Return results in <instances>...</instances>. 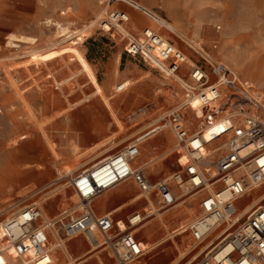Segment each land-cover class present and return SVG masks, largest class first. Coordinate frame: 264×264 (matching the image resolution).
<instances>
[{
	"label": "rangeland",
	"instance_id": "rangeland-1",
	"mask_svg": "<svg viewBox=\"0 0 264 264\" xmlns=\"http://www.w3.org/2000/svg\"><path fill=\"white\" fill-rule=\"evenodd\" d=\"M99 1L0 0V107L3 110L0 122V221L33 202L43 209L45 218L78 205L79 197L70 185L75 171L89 166L103 152L108 151L103 155L106 156L126 145L163 111L172 107L174 104L167 99L170 88L183 95L178 83L165 79L155 68L125 53L127 38L123 39L119 31H125L127 27L131 29L129 36H140L139 29L143 27L159 33L211 72L213 81L217 78L213 73L214 66L221 63L231 68L242 83L252 86L253 97L264 100V0H134L146 7L152 16L119 1L111 8L124 9L134 17L127 25L120 22L122 28H112L115 37L102 28L110 11ZM12 34L25 37V40L35 38L36 45L16 44L12 47L9 43ZM189 40L201 43L214 59L213 63L202 59L190 47ZM58 44L61 45L53 49ZM74 44L85 55L88 64L70 61L74 56L79 57ZM214 45L218 47L214 48ZM56 55L62 58L57 59ZM15 56L18 59L8 60ZM48 56L55 59L47 65ZM8 72H11V78L7 77ZM75 74L78 77L64 82ZM16 78L27 101L25 106L11 88ZM164 80L169 81V85ZM124 82H129L131 87L117 92ZM158 90L162 91L155 95ZM143 105L148 106L146 113L140 112ZM29 111L40 123L38 125L43 126L51 142L57 145L61 159L52 156L41 132H36L28 123ZM170 141L171 138L166 141L165 148L172 150V154L156 171L150 169L153 180L169 176L180 168L176 161V143L174 141L171 146ZM9 142L17 144L6 150ZM159 143L160 136L147 140L140 161L150 159L151 162L160 156L161 153L156 155L154 150ZM33 145L44 153L45 160H38L44 164L43 169L26 167L25 157L18 158L21 150ZM68 166H73L75 171L65 173L61 178V172ZM126 183L114 189L112 194L125 187H131L134 194H139L132 180ZM263 191L264 186L253 194V198ZM186 192L178 201V207L167 214L154 207L155 216L146 221V228L142 229L144 224L137 230V236L147 248L143 257L146 263L187 264L191 261L198 264L204 258L205 252L200 250L205 244H196L188 231L153 251L148 250L150 242L164 236V229L157 226L158 215L165 213L170 228L177 229L189 225L198 214V195L185 188L182 193ZM109 195L104 193L99 200ZM251 198L247 197V200ZM144 204L142 199L116 216H123ZM177 209L182 214L173 219L172 213ZM150 230L155 233L149 239L147 233ZM93 262L89 264H96ZM106 262L114 264V259L106 257Z\"/></svg>",
	"mask_w": 264,
	"mask_h": 264
},
{
	"label": "built area",
	"instance_id": "built-area-1",
	"mask_svg": "<svg viewBox=\"0 0 264 264\" xmlns=\"http://www.w3.org/2000/svg\"><path fill=\"white\" fill-rule=\"evenodd\" d=\"M119 1L152 16L134 0H103V4L108 7ZM108 16L102 28L114 37L106 23L113 28L129 22V15L113 10ZM125 31H119L127 38L125 53L178 83L183 99L129 143L75 171L70 185L80 199L77 208L45 218L43 209L33 202L0 221V264H8L9 259L14 264H57L64 246L80 236L91 250L114 259V264H136L146 255L136 230L155 216L150 204L158 211H169L188 193H182L185 188L198 195L199 208L182 232L188 231L198 245L219 235L198 264H264V191L253 198L264 186V102L245 89L231 68L213 65L217 76L213 81L211 72L198 62L189 63L188 55L159 33L144 28L140 36H129ZM196 53L208 61L203 53ZM224 85L228 90L222 96ZM123 91L121 83L117 92ZM147 110V105L140 107L142 113ZM2 114L0 107V122ZM217 126L221 129L206 137ZM164 131L175 135L180 168L153 180L149 163L136 165V160L141 145ZM130 180L145 201L142 208L120 219L113 213H98L95 200ZM52 239L56 247H51ZM67 264H81V260Z\"/></svg>",
	"mask_w": 264,
	"mask_h": 264
},
{
	"label": "bare ground",
	"instance_id": "bare-ground-1",
	"mask_svg": "<svg viewBox=\"0 0 264 264\" xmlns=\"http://www.w3.org/2000/svg\"><path fill=\"white\" fill-rule=\"evenodd\" d=\"M101 18V17H100ZM99 18V19H100ZM96 22H94V23H92V25L90 26V27H93V25L95 24ZM118 26H120V25H118ZM117 26V27H118ZM106 29H112V27L108 24V23H106V25L104 26ZM120 28H122L121 26H120ZM167 28H170L169 26H167ZM172 28V27H171ZM175 30V29H174ZM175 33V32H174ZM80 34V33H79ZM10 41H9V43L10 44H12V47H15L16 46V44H20V45H36V40H34V39H27V40H25V38H23V37H17V36H15V35H10ZM76 39H79L80 40V37H77ZM188 44L190 45V47H192L196 52L197 51H200L201 53H203L204 54V56L207 58V60L210 62V63H213V61H214V59L212 58V56L210 55V53H208L205 49H204V47L202 46V44L201 43H199V42H194V41H188ZM218 47V46H217ZM35 54V53H34ZM18 56H15V57H13V58H9L8 60L9 61H13V60H15L16 58H17ZM188 58H189V63H194V61L188 56ZM18 59V58H17ZM39 59H36V61H38ZM10 69H13V67H11ZM9 73V72H8ZM11 73V72H10ZM9 73V76H7V77H12V74H10ZM237 74V73H236ZM238 76V75H237ZM76 77H78L77 76V74H75V75H73V76H70L67 80H65L64 82H68V81H70L71 79H73V78H76ZM48 78H52V76H50V75H48ZM238 79L240 80V78H239V76H238ZM11 80V79H10ZM165 81V80H164ZM14 82H15V84L13 83V85L11 86V88L13 89V90H15V94H16V96H17V99H19L23 104H24V106H25V104L27 105V101L25 100V98L23 97V92H22V90H21V88H20V81L16 78V79H14ZM165 82H167L166 83V85H169V81H165ZM240 82H241V80H240ZM241 84L245 87V89H247L249 92H251V89L249 88V87H252V86H248V85H246V84H244V83H242L241 82ZM124 85H125V90H127V89H129L130 87H131V84H129V82H124ZM227 90H228V88H227V86L226 85H224L223 86V94H222V96H224L225 95V93L227 92ZM162 90H158L156 93H155V95H158L160 92H161ZM168 94H169V96H167V99H168V101H169V103H173V104H176V103H178V102H180V100L181 99H183V96L180 94V93H178L177 94V91L175 90V89H173V88H170L169 89V91L167 92ZM253 96V95H252ZM259 101H263L264 102V100L263 99H259V98H257ZM194 105L195 106H197L198 105V103L196 102V103H194ZM15 107H13V109H14ZM30 112V117H29V120H28V123H30L31 125H32V127L33 128H35L34 130L37 132L38 130L41 132V134H42V136H43V138H44V140L47 142V144H48V146H49V149H50V153L52 154V156L56 159V160H58V159H61V156H60V154H59V152L57 151V145L55 144V143H52L51 142V140H50V137H49V135L47 134V132L44 130V128H43V126L42 125H38V124H40V123H38L37 121H36V119L34 118V115L31 113V111H29ZM199 113H201V111L199 110L198 111V116H200L201 114H199ZM12 125L13 126H16L15 124H13L12 123ZM227 125H229V122L228 121H226V123H225V126H227ZM219 129H221V126H217V127H215L214 129H211L210 131H208L207 133H206V137H208L209 138V135L211 134H213V133H215V132H217ZM210 135V136H211ZM23 137H26V135H24ZM165 137L167 138L168 137V140H170V138H169V136L168 135H165ZM18 142V141H17ZM164 144H166V141H165V138H164ZM17 143L16 142H9L8 143V145L6 146V150H10V149H12L13 148V146H15ZM104 146V145H103ZM74 147H75V149L77 150L78 149V146L75 144L74 145ZM46 154V153H45ZM103 154V153H102ZM102 154H100L99 155V157L100 156H102ZM172 154V150H166L164 153H162L160 156H158V157H155L154 159H152L151 160V162L149 163V167H150V169L151 170H153V171H156L155 169L156 168H158V166L159 165H161L162 163V161L163 160H165L167 157H169L170 155ZM22 156H24L25 157V160L27 161L25 164H24V166H26V167H32V166H37L39 169H43L44 168V164L43 163H38V160H42V161H44L45 160V157H44V153L39 149V148H37L35 145H33V146H30V147H28V148H26L25 150H21L20 151V156L18 157V158H22ZM141 156H142V154L140 155V157L138 158L139 160H140V158H141ZM55 160V161H56ZM183 161H186V159H184ZM32 162H34V163H32ZM149 162V161H148ZM75 171V169L73 168V166L71 167V166H68V167H64V172H61V178H63V177H65V173L68 175V174H71V173H73ZM0 173H1V169H0ZM66 175V176H67ZM125 184H128V183H121V184H119L118 186H116V187H114V188H112V189H110V190H108V191H106L105 193H107V192H110V191H112V190H114V189H117L118 187H120V186H122V185H125ZM62 188H65V186H63ZM257 191H255V193H256ZM77 196V195H76ZM101 196H103V195H101ZM100 196V197H101ZM99 197V198H100ZM132 200L133 201H136V202H140V201H142V197H141V195H140V193L139 194H136L135 196H133V198H132ZM79 203H80V199H79ZM79 203H78V205H75V207H72V209H74V208H77L78 206H79ZM178 205V204H177ZM175 206V207H178V206ZM150 208H152V210H153V208L155 207L152 203L150 204ZM156 208V207H155ZM157 209V208H156ZM151 210V211H152ZM170 211V210H169ZM190 212H192L193 213V209L191 210H189ZM248 211V210H247ZM155 212V211H154ZM165 213L166 212H168V211H164ZM156 213V212H155ZM161 214V215H158V223H157V226L159 227V229H164V236L160 239V240H156V241H152V242H150L149 243V245H148V250L149 251H153L156 247H158L159 245H162V244H164L165 242H167V241H170L171 239H173L176 235H178V234H180L181 232H182V230L185 228V227H187V226H183V227H181V228H177V229H174V228H170V220L169 219H167V217H165V215L167 214ZM244 213H246V211H244L243 212V214ZM180 214H182V212H180V211H178V209L175 211V212H173L172 213V218L173 219H176ZM172 219V220H173ZM147 222H145L143 225H141V226H139L138 228H137V230L140 228V227H142L143 226V228L142 229H144V228H146V226H147V224H146ZM149 225V224H148ZM136 230V231H137ZM154 233H155V230H150V231H148V238L150 239V238H152L153 236H154ZM216 238V239H215ZM218 238H219V235L218 234H215V235H213L208 241H205V242H203V243H201V245H203V244H205V246L202 248L201 247V250H200V252H204V251H206V250H208L209 248H210V245L211 244H214L215 243V241H217L218 240ZM215 239V240H214ZM59 240V239H58ZM56 244H57V241H55V239H52V241H51V247H56ZM200 245V244H199ZM67 246L68 245H66V246H64V248H63V250L64 251H62V252H60L62 255L64 254V255H66L67 257H69V259L70 260H73L74 259V256H72V254H71V252L67 249ZM144 246V245H143ZM195 247H197V246H195ZM145 249L147 250V248L145 247ZM90 251H92V252H90L89 253V256H88V260L86 261V262H88V261H90V260H93L96 264H102V263H99L98 262V260H97V258L99 259V260H101L103 263H105V264H107L105 261H103V259H102V256H101V251H99V250H90ZM99 252L100 254L98 255V253H96V252ZM82 257V256H81ZM78 258V259H81V264H82V262H84L85 261V259H84V257H86V256H84L83 258ZM198 257V256H197ZM72 258V259H71ZM145 259L143 258V259H141L140 261H138L136 264H148V263H146L145 261H144ZM84 264H86V263H84ZM187 264H193V262H189V263H187Z\"/></svg>",
	"mask_w": 264,
	"mask_h": 264
},
{
	"label": "crops",
	"instance_id": "crops-1",
	"mask_svg": "<svg viewBox=\"0 0 264 264\" xmlns=\"http://www.w3.org/2000/svg\"><path fill=\"white\" fill-rule=\"evenodd\" d=\"M99 4L100 5H103L104 6V8H106L107 9V11L109 12V11H113V10H121V11H124V12H126L128 15H129V22L131 21V17H134L130 12H128V11H126V10H124V9H119V8H116V7H113V8H111V6H106V5H104L103 4V0H100L99 1ZM114 5V4H113ZM112 5V6H113ZM134 8V7H133ZM66 12H64V14H65ZM128 22V23H129ZM128 23H126V25L128 24ZM144 29V27L143 28H141V29H139L140 31H141V33H142V30ZM126 30V32L127 33H129L130 31L129 30H131L130 28H128L127 27V29H125ZM13 35V34H12ZM110 35V34H109ZM112 36V35H111ZM134 36V35H133ZM113 37V36H112ZM115 37V36H114ZM23 38H25V37H23ZM27 39H34V40H37V39H35V38H31V37H27ZM72 40V39H71ZM61 44H58V45H56V46H54L53 47V49H55L56 47H58V46H60ZM74 46V49H76V51L78 52V55H79V57H72V58H70V61H76L79 65H80V63H86V64H88V60H87V58L85 57V55L82 53V51L80 50V48H78L77 47V44L75 45H73ZM72 46V47H73ZM72 49V48H71ZM53 53V51L52 52H49V54H52ZM57 57V59H59V58H62L61 56H59V55H56ZM47 65H48V62H51V61H53L55 58L53 57V56H48L47 57ZM56 59V60H57ZM65 59V58H64ZM81 102V101H80ZM79 102V103H80ZM72 118H74V117H72ZM166 133V134H165ZM86 135V134H85ZM84 135V136H85ZM165 135H169V137L171 138V141L169 142V144L171 145V146H174V141H175V143H176V138H175V135H174V133L173 132H171V131H164V132H162L161 134H159V135H156V136H154V137H157V136H160V143L159 144H157L156 146H155V148H154V150H155V153H156V155H158V154H162V153H164L166 150H167V148L168 147H166L165 148V146H167L168 144H164V138H165V141H167L168 140V137L166 138L165 137ZM154 137H151V138H149V139H153ZM149 139H147V140H149ZM146 140V141H147ZM145 141V142H146ZM144 142V143H145ZM144 143L141 145V154H142V147H143V145H144ZM176 147V146H175ZM90 149H93V148H90ZM108 153V151H106V152H103V154H102V156L103 155H105V154H107ZM140 154V155H141ZM160 154V155H161ZM101 156V157H102ZM140 157V156H139ZM138 157V158H139ZM137 158V160H136V165H145V164H148V161L150 160H145V159H142V162L140 161L141 160V158H142V156H141V158H140V160ZM153 158H154V156H153ZM96 159V158H95ZM152 159V158H151ZM93 161V160H92ZM91 161V162H92ZM146 161V162H145ZM150 163V162H149ZM178 164V163H177ZM178 167H179V165H178ZM149 172L151 173V171H150V167H149ZM121 187V186H120ZM120 187H118L117 189H119ZM137 187V186H136ZM113 191V190H112ZM112 191H110V192H107V194H110L109 196H107V197H105V198H101L100 200H99V198H97L96 200H95V203H94V206H95V209L97 210V212L98 213H101V214H104V213H113L114 214V216H115V218H117V219H120V218H124L128 213H130V212H127V213H125L123 216H120V217H117L116 216V214H118L120 211H122L125 207H127V206H129V205H133V204H137V203H139V202H136V201H133L132 200V198H133V196H135L136 194H134V190L130 187H125V188H123L121 191H118V192H116V193H114V194H112ZM133 194V195H132ZM141 202V201H140ZM142 208V207H141ZM137 209H139V208H137ZM135 210V209H134ZM139 238V237H138ZM140 239V238H139ZM141 241V240H140ZM142 242V241H141ZM143 244V243H142ZM68 246H67V249L71 252V254H72V256H74V259H78V258H80L81 256V258H83L84 256H86V257H84V259H85V261L84 262H82V264H84V263H86V264H89V263H91L93 260H90V261H88V262H86L87 260H88V256H89V253L90 252H92V251H90L91 249H90V244L87 242V240L83 237V236H80V237H78V238H76V239H73V240H71V241H69L68 242V244H67ZM86 245H88L89 247H86ZM85 248H89V249H87V250H85ZM96 252V251H95ZM96 253H98V255L100 254L99 252H96ZM101 255H103V256H105V258H106V255L104 254V253H102L101 252ZM72 259V258H71ZM70 259H69V257H67L66 255H62V254H60V257H59V260L57 261V264H67V262L69 261ZM78 260H81V259H78ZM99 263H102V264H105V263H103L101 260H99L98 261ZM94 263V262H93ZM107 263V262H106ZM8 264H14V261L12 260V259H9V262H8Z\"/></svg>",
	"mask_w": 264,
	"mask_h": 264
}]
</instances>
